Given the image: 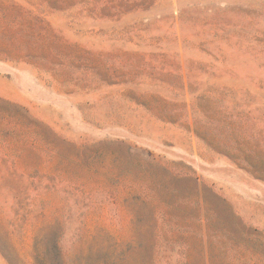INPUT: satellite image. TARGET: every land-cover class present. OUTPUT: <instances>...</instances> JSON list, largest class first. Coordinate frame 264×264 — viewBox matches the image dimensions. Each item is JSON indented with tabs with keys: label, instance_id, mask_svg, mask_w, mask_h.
Here are the masks:
<instances>
[{
	"label": "rangeland",
	"instance_id": "rangeland-1",
	"mask_svg": "<svg viewBox=\"0 0 264 264\" xmlns=\"http://www.w3.org/2000/svg\"><path fill=\"white\" fill-rule=\"evenodd\" d=\"M0 264H264V0H0Z\"/></svg>",
	"mask_w": 264,
	"mask_h": 264
}]
</instances>
